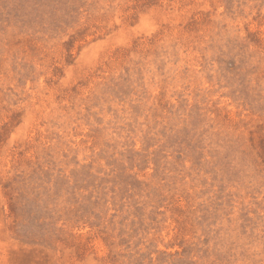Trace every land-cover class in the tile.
<instances>
[{"label":"rangeland","instance_id":"1","mask_svg":"<svg viewBox=\"0 0 264 264\" xmlns=\"http://www.w3.org/2000/svg\"><path fill=\"white\" fill-rule=\"evenodd\" d=\"M0 264H264V0H0Z\"/></svg>","mask_w":264,"mask_h":264}]
</instances>
